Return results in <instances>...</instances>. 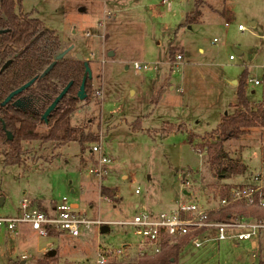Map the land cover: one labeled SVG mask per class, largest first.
Masks as SVG:
<instances>
[{"label": "rangeland", "instance_id": "1", "mask_svg": "<svg viewBox=\"0 0 264 264\" xmlns=\"http://www.w3.org/2000/svg\"><path fill=\"white\" fill-rule=\"evenodd\" d=\"M194 3L21 0L23 13L31 12L57 35L69 38L89 62L92 88L87 98L79 100L70 124L98 138L54 147L28 144L16 164H6L0 153V217L18 216L23 197L48 209L44 204L67 196L93 222L75 237L39 236L26 223H19L13 232L1 226L0 264H88L96 259L99 244L118 247L135 240L131 226L112 222L132 218L137 211L167 210L185 188L190 192L187 199L210 203L225 184L245 182L260 168L264 127H252L238 138L223 141L227 155L223 163L241 160L247 167L242 178L240 174L217 176L209 168L207 152L200 155L196 149L205 150L202 144L219 140L213 129L221 115L237 107L243 74L250 105L264 104V0H203L198 19L185 23ZM251 20L255 25L249 24ZM238 24L245 30H238ZM66 46L60 41V50ZM176 54L181 59H175ZM135 61L150 68L135 69ZM177 124L190 131L175 130ZM93 145L110 159L102 177L88 170L99 166L100 151L91 152ZM101 187L116 198L107 200ZM96 221L108 224L109 230L100 233ZM50 249L56 251L52 256ZM22 254L27 258L22 259ZM259 261H264V229L254 241L183 245L170 264Z\"/></svg>", "mask_w": 264, "mask_h": 264}, {"label": "trees", "instance_id": "2", "mask_svg": "<svg viewBox=\"0 0 264 264\" xmlns=\"http://www.w3.org/2000/svg\"><path fill=\"white\" fill-rule=\"evenodd\" d=\"M203 0H195V8L185 15V23H192L200 14V5ZM0 101L11 91L36 77L34 82L23 90L17 97L5 106H0V153L4 155L6 164L21 162L25 156L28 144L51 143L52 146L67 145L69 142L97 139L98 136L86 131L80 125H71L70 118L77 108L79 99L76 93L79 88L84 65L81 60L72 57H63L55 63L52 69L44 76L42 71L58 54L60 40L55 32L46 28L41 20L32 16V13L21 11V0H0ZM174 50L169 49V58L173 61ZM10 63L2 68L7 60ZM238 83L237 107L233 112L223 114L213 130L218 141L202 144L206 148L209 168L214 174L222 177L241 174L246 166L239 159L223 163L227 157L223 150V141L229 138H238L252 127H264V104L253 107L248 102L244 91V79ZM72 80V85L67 93L47 116L46 121L41 119L42 113L54 97ZM92 88L91 79L85 82L87 97ZM20 99L16 105L15 100ZM4 125V127H3ZM38 125L46 129L39 131ZM6 130L11 132L12 138L8 139ZM264 149V143H263ZM225 184L221 190L224 195ZM101 195L116 198L108 188H100ZM46 210L44 207H40ZM233 212L251 215L257 220H264V208H251L243 204L229 205L217 213H210L211 218L226 219ZM54 233L51 232V235ZM184 241L178 245L165 247L159 254L151 257H142L137 260L110 264H170L176 261ZM37 264H47L39 261ZM258 264H264L259 261Z\"/></svg>", "mask_w": 264, "mask_h": 264}, {"label": "built area", "instance_id": "3", "mask_svg": "<svg viewBox=\"0 0 264 264\" xmlns=\"http://www.w3.org/2000/svg\"><path fill=\"white\" fill-rule=\"evenodd\" d=\"M225 25H228L225 22ZM238 30H245V26L238 24ZM216 39H214L215 41ZM60 48L56 50L59 53ZM230 58L232 56L230 55ZM175 59H181V54H176ZM135 69H148L150 65L134 62ZM257 84L258 80H254ZM97 95L100 90L95 91ZM205 150L197 148L200 155ZM91 152H99V166L89 167V173L102 177L106 173V165L110 159L101 152V147L93 145ZM185 185L189 182L184 181ZM224 195L218 194L215 201L201 204L198 201L186 198L190 192L186 188L167 210L137 211L132 218L114 221L113 224L132 227L135 235L134 241H124L118 247L110 245H98L96 259L88 264H110L111 262L125 263L142 257H151L159 254L165 247L178 245L184 241V245L193 244L201 246L207 241H220L224 239L251 240L258 236L264 229V220H257L251 215L233 212L226 219H215L210 213H217L223 208L233 204H243L251 208H264V161L260 168L250 174L249 180L226 184ZM138 192V190H135ZM221 191V189H220ZM107 200L109 198L105 196ZM19 215L16 217H0V227L5 226L13 232L20 223L28 224L39 236L55 234H67L75 237L80 234L82 227H87L92 220L86 217L85 212L78 211L69 202L67 196H62L56 203L46 210L35 206L33 202L23 197L18 205ZM99 225L102 221L94 222ZM108 225V224H107ZM52 235V236H53ZM22 259L27 255L22 254Z\"/></svg>", "mask_w": 264, "mask_h": 264}, {"label": "water", "instance_id": "4", "mask_svg": "<svg viewBox=\"0 0 264 264\" xmlns=\"http://www.w3.org/2000/svg\"><path fill=\"white\" fill-rule=\"evenodd\" d=\"M252 25V24H250ZM4 31V30H1L0 29V33ZM73 48V45H69L67 47H65L62 51H60L58 54L55 55L54 59L52 60V62L47 65V67L42 71V73L40 74V76H44L46 75L51 69L52 67L55 65V63L57 62V60L63 58V57H66L68 56V53L71 51V49ZM108 55L111 56L113 55L112 51H109L108 52ZM75 58L77 60H81L83 62V65H84V72H83V75H82V79H81V82H80V85H79V88L77 90V93H76V98L79 99L80 101L81 100H84L87 96V93H86V90H85V82L87 79H91L92 78V72H91V69H90V66H89V62L85 59H83L82 55L80 53H75ZM10 59L7 60L3 67L4 68L5 66H7L9 63H10ZM36 79V77H33L32 79H30L29 81L25 82L24 84H22L21 86L17 87L16 89H14L13 91H11L6 97L5 99L2 101L1 105H5L8 101H10L15 95L21 93L23 90H25L27 87H29L33 82L34 80ZM72 85V80L68 81L66 83V85L60 90V92L54 97V99L51 101V103L46 107L45 111L42 113L41 115V119L46 121L47 119V116L50 114V112L52 111V109L57 105V103L60 101V99L67 93L68 89L70 88V86ZM14 103L16 105H19L20 104V99H17L14 101ZM4 127V125H3ZM6 136L8 139H11L12 138V135H11V132L6 130ZM182 177H184V175H182ZM185 193L187 191H184ZM3 203V198L1 197L0 198V205ZM109 230V227L107 224H103L101 225L100 227V232L101 233H105ZM55 250L54 249H50L48 251V254L50 256L54 255L55 254ZM20 264H23V261L20 263Z\"/></svg>", "mask_w": 264, "mask_h": 264}, {"label": "crops", "instance_id": "5", "mask_svg": "<svg viewBox=\"0 0 264 264\" xmlns=\"http://www.w3.org/2000/svg\"><path fill=\"white\" fill-rule=\"evenodd\" d=\"M223 13H224V10H223ZM200 15V14H199ZM199 17V16H198ZM198 19V18H197ZM43 24V23H42ZM249 24H252V25H255V21L254 20H251V21H249ZM44 25V24H43ZM45 26V25H44ZM46 27V26H45ZM46 28H48V27H46ZM48 29H50V28H48ZM54 31V30H53ZM55 32V31H54ZM56 35H57V33H55ZM58 36V38H59V40L61 41V42H63V43H65V44H67L68 46L69 45H71L72 44V41L69 39V38H62L60 35H57ZM73 45V44H72ZM67 47V46H66ZM72 51H73V54H72V51H70L69 53H68V57H70V56H72V55H74L75 56V53H77V51L78 50H76L75 48H74V46H73V48L71 49ZM236 52L238 53V54H241V52L239 51V50H236ZM182 57V56H181ZM84 59V58H83ZM103 62V61H102ZM92 72V71H91ZM93 75V74H92ZM97 90H100V88L99 89H97ZM225 114H227V113H225ZM222 116V115H221ZM221 116H220V118H221ZM220 118H219V121H220ZM218 121V122H219ZM217 122V123H218ZM176 126H178L175 130H181L183 127L187 130V132H189L190 130L187 128V126L185 125V124H177ZM172 131H174V130H172ZM168 132V131H167ZM240 162L242 163V161L240 160ZM244 164V163H243ZM245 165V164H244ZM246 166V165H245ZM247 168V167H246ZM184 175V174H183ZM230 176V175H229ZM238 176H240L241 178H242V175L240 174V175H238ZM234 177V176H233ZM223 183H225L224 181H223ZM187 194H188V191L186 192ZM56 203V201H54V202H50L49 204H44L45 206H52V205H54ZM170 208V207H169ZM99 232H100V228H99ZM101 233V232H100ZM53 236H61V234H55V235H53ZM41 249H44L43 247L41 248ZM24 263V262H23Z\"/></svg>", "mask_w": 264, "mask_h": 264}, {"label": "flooded vegetation", "instance_id": "6", "mask_svg": "<svg viewBox=\"0 0 264 264\" xmlns=\"http://www.w3.org/2000/svg\"><path fill=\"white\" fill-rule=\"evenodd\" d=\"M3 65H4V64H3ZM2 67H3V66H2ZM5 67H6V66H5ZM5 67H4V68H5ZM19 94H20V93H19ZM19 94H17V95H19ZM7 95H8V94H7ZM7 95H6V96H7ZM17 95H15V96H14L10 101H8L5 105H7L8 103H11V102L17 97ZM6 96H5V97H6ZM5 97L0 101V106H2L1 103H2V101L5 99ZM86 98H87V96H86ZM5 105H3V106H5Z\"/></svg>", "mask_w": 264, "mask_h": 264}]
</instances>
